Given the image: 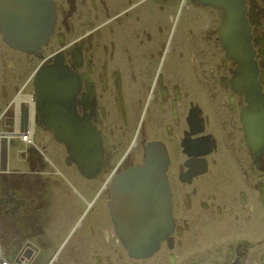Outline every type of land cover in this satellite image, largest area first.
Instances as JSON below:
<instances>
[{
    "label": "flooded vegetation",
    "instance_id": "flooded-vegetation-1",
    "mask_svg": "<svg viewBox=\"0 0 264 264\" xmlns=\"http://www.w3.org/2000/svg\"><path fill=\"white\" fill-rule=\"evenodd\" d=\"M52 1L56 32L43 56L59 47L58 34L85 42L81 65L61 51L63 67L74 79L76 114L102 152L81 169L67 146L50 148L53 137H42L39 151L51 152L62 180L30 146L14 142L15 173L0 184L6 249L30 240L34 264H264V0H243L231 21L197 0ZM223 29L252 33L257 69L239 74L217 58L224 45L214 33ZM40 58L0 37V135L21 116L14 99L25 97L21 107L37 98L31 78ZM236 80L239 93L230 88ZM253 127L257 155L249 147ZM150 144L168 154L175 225L144 262L120 239L112 183L145 163Z\"/></svg>",
    "mask_w": 264,
    "mask_h": 264
},
{
    "label": "water",
    "instance_id": "water-1",
    "mask_svg": "<svg viewBox=\"0 0 264 264\" xmlns=\"http://www.w3.org/2000/svg\"><path fill=\"white\" fill-rule=\"evenodd\" d=\"M231 1L228 0L227 4ZM47 2L48 0H0V10L8 14V27L12 30L9 39L28 49L33 45V39L48 37L53 29V20L50 19ZM44 6L47 7L42 12ZM244 35L246 32H237L232 37L237 41L236 45L243 46V56H246L248 48L244 43ZM232 39H227L225 47L235 55L238 51ZM70 77V73L61 65L42 66L36 74V91L46 125L54 131L57 139L66 143L73 158L77 162L81 160L85 169L94 160V155L99 153L100 145L94 129L74 117L75 103L73 105L71 102L75 90ZM134 169L122 183H115L114 208L125 243L136 255H147L150 246L154 242L157 244L170 232V194L164 172H161L155 159H148L145 165Z\"/></svg>",
    "mask_w": 264,
    "mask_h": 264
},
{
    "label": "bare ground",
    "instance_id": "bare-ground-1",
    "mask_svg": "<svg viewBox=\"0 0 264 264\" xmlns=\"http://www.w3.org/2000/svg\"><path fill=\"white\" fill-rule=\"evenodd\" d=\"M197 1L200 4L213 5V6L215 5L217 8H221L222 10H224L225 16H226L228 21L232 20L233 15H234L233 12L236 9L237 10L239 9V11H240L242 9V6H243L242 5L243 4V0H232L231 2H233V3L230 2L228 4H227L228 0L223 1V2H221V1L219 2V0H218L217 3L215 2V0L214 1L213 0L212 1L211 0H197ZM53 2L54 1H52V0H48V2H47L48 6H49V9H50V19H51V21L53 20V27H52L53 29L51 30L50 35H48V37L45 36L46 39H44L45 37L38 38L37 40L33 39L32 40V44L33 45H31L30 48H28V49H24L23 45L22 44L21 45L18 44L15 40H10L9 39V33L12 30H11V27H8V26H10V24L8 22V19H9L8 18V14H5L4 10L0 11V37L2 38L4 43L7 44V46L9 48H14L15 50L27 53L28 56L36 54L38 57H41L40 58L41 59V65L39 64L35 68L31 80L34 79L35 73L37 74L38 70L42 66H45V65L54 66L55 64H58V65H61L63 67V65L66 63V61H65V55L66 54H63L61 51H64L65 53H70L72 55L71 62L73 64H76V65L78 64L80 66L81 63L83 62V56H82L81 52H82V49H83V47L85 45V42L84 41H77L79 39L78 37L75 38L74 41H66L65 42L64 39H63V34L62 33L58 34L59 35V47H57L55 49H52L51 52L45 53L44 56H43L44 48H46L50 44V40H51L52 34H53V32H56L54 30V28H56L55 19H56V15H57V6H56V2H55V4ZM193 2H194V0H193ZM236 2H237V6L235 5ZM238 6H239V8H238ZM46 7L47 6H44V8L41 9L42 12H45ZM243 10H244V6H243ZM81 34H83L85 36L88 35L87 32H82ZM214 34L217 35V39H215V40H217L219 43L223 42V45H226L225 43H227V39L231 40L233 38L232 34H234V33H230L227 30H220L219 32L216 31ZM246 36L247 37H244V43L246 44L247 48L250 49V48H252V45H254L252 33L250 31H248V33L246 32ZM89 38H91V36ZM232 40L234 41V45H235L238 53L235 54V55L234 54L232 55L230 53L229 48H227V47H224V49L217 48L216 49L217 58L218 59L224 58L225 61H230L232 63V65H233V71L237 72L239 74L247 75L249 73L248 69L251 68V67L254 68V69H257V67L255 65L256 60L254 59L255 58L254 50L250 49L251 52L249 51V56L247 55L248 57L244 58L243 57V51H244L243 50V46L241 47L239 44L236 45L235 43H237V41L235 40V38H233ZM69 42H73V47H71L72 45L67 47V44ZM251 58H252V60H251ZM47 63H49V64H47ZM70 80H71V83L74 84V79L72 77H70ZM252 83H254L255 86H257V81L255 79L252 81ZM254 84H252L250 87L253 88ZM73 88L75 90L74 85H73ZM230 88L235 90L236 93H239V89H240L239 81L236 80L235 84H233L231 82ZM23 99H25V97H22L21 99H17V98L14 99V104L16 106L15 109L17 110L18 116L20 114V109H22L21 116H19V118H17V116H16L14 118V120H13V118L9 119V121L13 120V122H14V123H12V124H14L13 127L11 126L10 130H8V131H6V133L0 135V140L1 141L5 140V139L7 140V145L4 148H5V150L7 152H9V156H7V162L9 160V163L6 164V171H7L6 174H5L6 176H3L2 174H0V184L2 183L3 180H7L8 176L11 177V175H13V173L9 174L8 172H14L13 166L11 165L12 161L15 160V159H12V155H11L12 145L14 144V142H16L17 147H19V142H21L20 144H21L22 148L26 147L27 145L30 146V149L35 151L37 153V155H39L42 158V160H44V161H47L46 157H45V155L42 152L40 153V151H39V149L37 147V145L41 141L46 140V139H41V138L46 136V135H49V136L53 137L54 141L50 145V148L53 147L58 142V140L56 139V136L53 134V132H51V130H49L48 126L46 125L45 121L42 118V116H43L41 114L42 110H41V108L39 106L38 99L36 97L34 99H32L31 97H27L28 102L25 103V105H22L20 107V101L23 100ZM71 103L72 104L76 103L75 102V96L73 97V100H72ZM93 105H94V103H93ZM74 109H75V107H74ZM74 117H78L81 121H83L85 123H88V122L85 121V119H81V117H79L76 113H75ZM40 125L43 127V129H40V128L37 127V126H40ZM245 125H247V124H245ZM29 129H31V130L29 131V135H28L27 131ZM256 131H257V128L253 127L251 133L249 134V138H248L249 139V147L252 149V152L254 153V155H257L258 152H260V153L263 152V151H259V149H257L254 146V141L257 139L255 137V132ZM25 136H27V137H25ZM32 136H33L34 140H33ZM21 137H22V139H20ZM34 142H35V144H34ZM133 143L134 142H132L131 145ZM0 144H1V142H0ZM99 145H100V148H99L100 151H99L98 154H100V152H102L101 151L102 150V145H101L100 138H99ZM147 153H148V158H147V155L144 154V162L147 159H152V156L155 155L158 158L156 160L157 163H159L164 168V170L167 169L168 154L165 151V149H163L160 145L150 144ZM98 154H96V155H98ZM96 155H94V159H95ZM24 157H25V155H22L20 151H18V153L16 154L17 160H21ZM50 165H51V163H49V166ZM50 167H53V166L51 165ZM0 173H2V172L0 171ZM110 176H109V178H110ZM105 184H106V182L102 185V187H104ZM112 188H113L112 204H114V202H115V181H113V183H112ZM110 191H111V189H110ZM87 210H88V208H87ZM87 210H85L84 213H87ZM112 211H113V214H114V217H115V221L117 222V225H118L115 208H112ZM108 214H109L110 218H112L110 210H108ZM168 215L170 216V219H171V224H170V227H169L170 228V232L165 237H167L171 233V231L174 229V225H175L174 218H173V215H172V209H170ZM117 227H118V230H119V233H120L122 227H120L119 225ZM120 239L124 243V245L128 249V251L131 254L132 253L134 254V257L136 259L145 260L144 262H148L149 259L152 258L156 254V252L159 250V243L161 241L160 240L157 244L154 242L150 246L149 254H147V255H143V254L136 255L134 253V251H132L130 249L131 247L128 244L125 243V241L123 240L122 236H120ZM25 243L29 244V243H32V242L30 240H26ZM1 244H4V238H3L2 234H0V260H4V258H6L3 261V264H24V262L22 260H20V259L15 263L14 260H16V257L14 255L11 256L12 259L9 256L8 257L5 256L3 258V255L6 254V251H3V252L1 251Z\"/></svg>",
    "mask_w": 264,
    "mask_h": 264
},
{
    "label": "rangeland",
    "instance_id": "rangeland-1",
    "mask_svg": "<svg viewBox=\"0 0 264 264\" xmlns=\"http://www.w3.org/2000/svg\"><path fill=\"white\" fill-rule=\"evenodd\" d=\"M32 67H34V65L32 64ZM62 151V150H61ZM60 152V151H59ZM60 179H62L63 180V178H62V176H58Z\"/></svg>",
    "mask_w": 264,
    "mask_h": 264
}]
</instances>
